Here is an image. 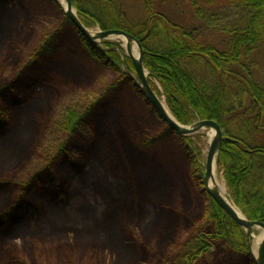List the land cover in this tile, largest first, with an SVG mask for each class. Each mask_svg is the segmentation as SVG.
Wrapping results in <instances>:
<instances>
[{
	"label": "trees",
	"instance_id": "obj_1",
	"mask_svg": "<svg viewBox=\"0 0 264 264\" xmlns=\"http://www.w3.org/2000/svg\"><path fill=\"white\" fill-rule=\"evenodd\" d=\"M25 1L34 7L47 2L57 10L53 9V14L44 19L26 10L21 17L18 14L15 20L7 21L8 30L1 41H7L9 49L0 65L10 72L0 75V135L7 132L10 122L9 108L13 102L5 99L9 98L8 93H23L31 87L28 79L38 75L53 86L40 110L36 135L34 132L26 142L18 143L17 152L12 148L15 154L7 152L0 160V230L4 233L11 230L18 221L16 211L22 205L30 203L37 210L42 209L39 198L34 196L29 202L25 199L33 189L46 185L50 201L64 204L72 179L83 173L88 164L90 158L84 154L90 148L93 154L96 151L99 138L91 139L99 132L103 114L113 105L131 103L133 99L140 101L148 114H154L159 124L146 129L148 132L127 134V141L140 138L134 150L143 147L152 150L164 144L180 150L203 204L200 223L194 224L193 203L187 200L175 175L159 177L152 180L156 183L152 192L145 190L144 200L108 206L95 230L55 229L37 236L44 243L28 239L22 248L3 243L0 264H43L56 261L59 257L56 253L62 257L66 254L73 261L78 259L80 264H197L200 256L224 245L227 251L241 257L240 264H258L244 229L205 190L204 172L190 139L167 125L143 89L121 69L123 62L117 51L121 45L107 42L110 49L105 50L86 39L56 0ZM140 1L145 15L142 23H136L127 14L125 0H72L85 26L121 29L140 40L151 82L153 78L160 83L162 91L157 88L158 94L165 98L179 122L190 125L197 120L212 119L219 123L224 132L219 166L224 171L230 198L248 219L264 221V80L255 79L254 64L242 62V58L247 61L264 43V0H228L232 15L238 19L221 28L228 33L222 49L218 43L206 41L208 32L220 25L219 14L206 9L212 5L206 0H189L191 12L201 22L192 28L183 26L182 20H170L165 2ZM5 19L0 14V28ZM19 24L21 29L14 31ZM38 24L49 30L28 50L25 46ZM67 24L70 31L65 29ZM138 24L143 25L136 31ZM76 39L86 53L84 56L102 68L96 80L101 88L88 83L89 91H97L94 95L82 103L71 99L64 106L77 93L74 86L83 82L61 78L53 83L48 73L56 60L73 54L71 44ZM123 58L124 66L134 72L132 59L127 55ZM36 67L43 72L38 69L41 73L36 72V76L29 74ZM154 162L152 157L150 170ZM157 190H161L160 195ZM152 193L156 196H151ZM148 203L156 211L147 219L144 215Z\"/></svg>",
	"mask_w": 264,
	"mask_h": 264
},
{
	"label": "rangeland",
	"instance_id": "obj_2",
	"mask_svg": "<svg viewBox=\"0 0 264 264\" xmlns=\"http://www.w3.org/2000/svg\"><path fill=\"white\" fill-rule=\"evenodd\" d=\"M56 1L63 12H65L67 7V5H65V0ZM161 1L165 2L166 13L169 15L170 20L174 22H180L182 20L181 24L187 28H192V26L201 23L196 19L193 12H191L192 8L190 9V7L192 5L189 0H157V2ZM206 1L207 3L212 4L208 5V8L206 9L218 13V20L220 22L217 30L208 32L206 41L210 43H218V47L222 49L228 38V33L222 29H224V27L226 28L229 24H234L238 17L232 15L233 10L231 5H229L228 0ZM53 9L55 8L47 2H44V5L38 4L37 7H34L25 0H0V14L6 16V19L3 21L0 28V60L5 56L6 51L9 49L6 46L7 41L2 42L1 39L4 36V32L8 30L7 21H9L10 18L15 20L18 14L20 16L24 11L29 10L31 13H38L41 18L43 17L44 19L53 14ZM74 9L77 13L76 8ZM56 10L57 9H55V11ZM125 10L130 18L136 23H142L145 21L142 2L140 0H125ZM141 25L143 24L135 25L136 31L141 29ZM21 26V24L16 26L14 31H19ZM47 28L46 25L38 24L37 28L33 29L34 32L32 30L25 48L29 50V48L33 46L35 40L41 36L45 37L46 32L49 30V28ZM70 28L71 26L67 24L65 29L70 31ZM88 29L93 31L94 34L101 30L98 26L89 27ZM116 36L108 37L104 40H98V44L105 50H108L110 48L106 46L107 42L119 43L125 48L123 51L117 48V51L121 55L120 58H123L127 55V47L124 41ZM71 46L73 54L65 55L64 58L56 60L51 67V71L48 73V76L53 83L61 78H68V80L73 83L83 82L80 86H74L77 93L69 97V100L64 103V106L68 104L71 99L73 101L78 99V101L82 103L85 98L96 93L97 91H89L87 84L94 83V88H101L99 82L96 80H98L103 72L102 68L96 65L95 62L84 56L86 53L84 50H81L77 39L71 44ZM134 46L137 47L136 44H134ZM242 62L244 64H254L255 68L253 73H255V79L257 82H263L264 43L257 48L256 52L252 54L247 61L245 58H242ZM38 69L41 70V68L36 67V69L29 74L32 75L34 73L36 76V72H43V70L40 72ZM122 69L126 70V73L136 80L135 78L137 77V74L135 72L128 70L126 66H122ZM145 70L147 71V76L150 77L149 70L147 68H145ZM9 72V68L6 69L4 66L0 67L1 77L2 73L7 75ZM38 77L39 75L35 79H28L31 87L25 88L26 90L22 91L23 93L16 95L8 93L9 98L12 99L13 105H10V108L7 107L9 108L8 117L10 119L7 132L3 134V136L0 135V160L7 152L9 154H15L12 148H15V151L17 152L19 149L18 143L23 144V142H26L28 138L33 136L34 132L36 135L39 114L41 112L40 110L44 108L47 93L53 86H49L48 83L42 82L43 79ZM149 82L153 90L157 91H155L157 95L166 103L165 98L158 94L157 88L162 91L160 83L153 78L152 82L151 79H149ZM21 87L23 86L21 85ZM101 90H103V88ZM66 92L70 93L71 90L67 88ZM132 97L134 98V96ZM15 99L17 101L16 103H14ZM60 106L61 105H59L58 108H60ZM173 118H175L174 115ZM179 123L187 128V125H184L181 122ZM158 124L159 120L156 116L144 111L141 102L135 101L134 99L131 103L121 102L115 106L113 105L111 110L107 112L105 111L100 122L99 132L92 136L91 139L94 141L99 138V141L95 143L96 151L93 154L92 149L90 148L86 154H84L90 159L84 172L77 174L72 179L67 201H65L64 204L50 201L51 198L48 196L49 191H47L48 186L46 185H44L42 189L36 188L33 189L34 191L32 192L30 191L25 199L29 202L34 196L37 197V199L39 198L38 202L41 204L42 209L37 210L35 207H32L30 203L22 205L19 210L16 211L18 212V221L13 224L11 230L6 233L2 232L4 230H0V250L5 246L4 244L15 246V248H22L23 244H25L24 242H26L25 240L31 239L38 242L40 239H38L37 236L46 235L55 229L74 227L95 230L97 229L98 223L103 220V214L108 206L123 205L127 202H132L133 199L140 202L145 199L146 189L147 191L150 190L152 192L153 188H156V183H153V179L166 176L171 177L173 174L175 175L174 177L177 182L180 184L181 189L186 193L187 200H191L193 203L194 224L200 223L199 217L201 216L200 211L203 199L199 196L194 184L190 180V174L187 167L188 164L187 161H185L182 152L176 150L171 144H164L163 146H158V148H153L152 150L146 147L134 150L135 144H137L136 140H140V138L131 140L130 142L126 139L127 134H131V132H148L146 129ZM209 129L210 128L204 129L198 133L186 136V138L188 137L193 144V150H195L196 157L199 155L198 160L204 173L206 154L211 142L208 138ZM111 131L112 133H109ZM108 140H110V143H107ZM10 147L11 151H9ZM120 151L123 153L122 156ZM152 157L155 158V162L153 163V168L150 170ZM160 165L162 168H159ZM215 170L218 179L224 182L227 189L226 180L224 179V171L220 169L219 161ZM145 185L147 186L145 187ZM157 191L160 195L161 190ZM151 196L155 197L156 194L152 193ZM147 207L148 211L144 216L148 219L156 210L155 206L151 205V203H148ZM253 231V234L255 233L254 235H264V231L260 227L255 228ZM247 238L250 243V249L254 252V256L257 257V248L261 241L255 243L253 235L250 237L247 235ZM39 242L44 243L42 240ZM224 246L219 249H211L210 253L206 256H200V261L197 264L242 263L241 257L233 255L227 251L225 249L227 247L224 248ZM15 248H13L14 251ZM1 254L2 252H0V258L3 256ZM56 254L59 255L56 261H44L43 264H80V261H77L78 259L73 261L66 254L64 257H62L60 253Z\"/></svg>",
	"mask_w": 264,
	"mask_h": 264
},
{
	"label": "water",
	"instance_id": "obj_3",
	"mask_svg": "<svg viewBox=\"0 0 264 264\" xmlns=\"http://www.w3.org/2000/svg\"><path fill=\"white\" fill-rule=\"evenodd\" d=\"M66 2V9L65 14L70 19V21L75 25L76 29H79L81 32V35L85 36L86 39H89L94 44H97L98 40H104L111 36H120L124 37L127 41V54L130 58L133 60L134 68L136 70L137 76L139 78V83L145 93V95L148 97V99L152 102V104L156 107V109L159 111L163 119L167 122L169 126H171L174 129H177L178 132L182 135H189L198 133L199 131H202L204 129H214L215 130V136L211 140L209 147H208V153L206 156V164H205V176H204V182H205V190L209 193V195L214 199V201L217 202L219 207L224 210L233 221L237 222V224L244 229V231L247 232V235L250 237L253 234V230L255 228L260 227L264 231V221L261 220H250L246 217L245 214L241 211L239 213L234 209V207L231 206V204L220 194L219 191L216 189L210 188V179L213 177V165L215 162V157L219 156L220 150H221V144L223 142V129L217 123L216 121L212 119L207 120H198L193 125L188 126L189 128L183 129L182 125L175 119L170 117L167 112L164 109V106L161 102V99L158 97L156 92L153 90L151 85L148 81L147 73L145 72V65H144V50L142 47V44L140 40H138L134 35L121 30V29H108V30H100L94 35H91V32L88 28L85 27V25L82 23L81 19L78 18L79 16L75 12L74 5L72 0H65ZM136 44L139 48V55L138 57H135L133 55V45ZM240 211V210H239ZM251 250V249H250ZM257 257H255L256 263L258 264H264V235L263 239L261 240V243L259 244L257 248ZM251 253L252 252L251 250Z\"/></svg>",
	"mask_w": 264,
	"mask_h": 264
},
{
	"label": "bare ground",
	"instance_id": "obj_4",
	"mask_svg": "<svg viewBox=\"0 0 264 264\" xmlns=\"http://www.w3.org/2000/svg\"><path fill=\"white\" fill-rule=\"evenodd\" d=\"M63 1V0H62ZM64 4V3H63ZM65 5H66V3H65ZM66 7V6H65ZM91 35H94V32L93 31H91ZM111 37H114V36H111ZM116 37H118V36H116ZM119 38L120 39H122V41H124V43L126 44V39L124 38V37H120L119 36ZM133 55L135 56V57H138V55H139V51H138V48L137 47H135L134 46V49H133ZM145 72L147 73V71L145 70ZM162 101V104H163V106H164V109H165V111L167 112V114L170 116V117H172L173 118V115H172V113H171V111L168 109V106H167V104L163 101V100H161ZM182 128L184 129H187V128H189V127H184V126H182ZM215 130L214 129H209L208 130V138H209V140H212L213 139V137L215 136ZM206 156H207V154H206ZM218 161H219V159H218V156H216L215 157V162H214V165H213V177H211V179H210V188H213V189H216L217 191H219L220 192V194L231 204V206L232 207H234V209L236 210V211H238L239 213H241V211H239V209H238V207L235 205V203H234V201H231L230 200V195H229V192H228V190L226 189V186H225V184H224V182L223 181H220L219 179H218V177H217V174H215V167H216V165H218ZM255 234V233H254ZM254 234H252L253 236H254V242L255 243H258L259 241H261V239H263V235L261 234V235H254Z\"/></svg>",
	"mask_w": 264,
	"mask_h": 264
},
{
	"label": "flooded vegetation",
	"instance_id": "obj_5",
	"mask_svg": "<svg viewBox=\"0 0 264 264\" xmlns=\"http://www.w3.org/2000/svg\"><path fill=\"white\" fill-rule=\"evenodd\" d=\"M136 83L139 85V87L141 88L140 84L136 81ZM5 99H9L10 101H12L10 98L6 97ZM178 131V130H177ZM182 135V134H181Z\"/></svg>",
	"mask_w": 264,
	"mask_h": 264
}]
</instances>
